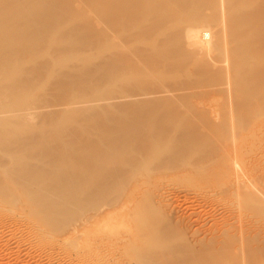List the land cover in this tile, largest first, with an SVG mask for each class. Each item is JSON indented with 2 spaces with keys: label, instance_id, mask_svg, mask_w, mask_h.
<instances>
[{
  "label": "rangeland",
  "instance_id": "obj_1",
  "mask_svg": "<svg viewBox=\"0 0 264 264\" xmlns=\"http://www.w3.org/2000/svg\"><path fill=\"white\" fill-rule=\"evenodd\" d=\"M47 5V12L36 17L31 12L37 8L28 3L22 6L25 9L22 16L0 19V40L38 34L46 39L79 37L81 43L73 52L79 61L65 60L64 66L55 65L56 71L42 75L44 79L35 84V88L10 97L8 111L0 114V118H6L13 112L31 113L28 118L20 119L22 131L0 133V157H4L0 161V264H264V116L253 119L252 124H242L234 133L230 129L208 132V136H203L207 142L201 140V144L189 149L181 143L184 138L181 133H165L163 153L161 149L159 152L149 149L150 153L144 151V155L139 152L138 143L146 136L139 131L135 136L127 133L133 138V145L119 151V145L110 147L102 141L113 139L119 135L117 132L122 134L130 126H133L131 131H135L139 117L148 112H142L141 105L165 94L122 97L123 82H101V86L91 85L89 89L84 88V92L73 89L79 101L95 96L100 97L99 101L69 106L54 104L64 91L59 84L65 79L69 82L88 79L89 72L95 76L103 74L109 53L117 50L107 44L111 37L183 34L189 26L194 38L192 44H186L188 49L201 54H224L237 38L249 32L250 27L242 18L251 13L255 5L239 0H215L204 5L201 14L192 18L186 16V12L167 6L108 0H69V3ZM13 68L12 65L6 70ZM225 86L218 88L228 87ZM227 95L204 94L193 100H199L200 106L206 107L207 121L218 125L224 124L230 100ZM150 130L147 138L154 141L158 136ZM29 138L46 139L50 143L43 141L42 145L51 152L63 150L62 153L73 158L87 157L96 149L95 145L111 156L94 167H80L82 165L72 159L61 173L67 175L56 178L50 173L43 175L48 182L44 183L45 187L54 179H61L63 187L69 186L66 176L70 177L75 173L71 170H75L82 171L88 180V191L97 186L99 189L103 184L118 189L98 199L91 193L81 194L80 201L70 206L83 210L80 209L73 220L63 223L62 210H55L63 198L51 197V201L46 202L34 199L31 191L45 187L40 183L27 184L19 174V166L9 160L10 156L25 157L39 152L42 145L37 142L32 146ZM232 153L238 156L232 157ZM30 163L32 168L45 165L53 171L52 167L35 159ZM24 170L31 171L26 166Z\"/></svg>",
  "mask_w": 264,
  "mask_h": 264
},
{
  "label": "bare ground",
  "instance_id": "obj_2",
  "mask_svg": "<svg viewBox=\"0 0 264 264\" xmlns=\"http://www.w3.org/2000/svg\"><path fill=\"white\" fill-rule=\"evenodd\" d=\"M108 1H113L117 3L167 6L170 7L171 9H178L182 12H186V16L192 18V17H197L199 14H201L202 12L201 9L203 8L204 5L213 3L215 0H108ZM239 1H242L244 3H253L255 5L253 6V10L251 11V13H249L248 15L242 18V22L247 23L250 29L246 35L244 34L245 36L244 35L241 36L242 37L241 39L237 38L236 41L230 46V48L228 47L225 50L226 53L214 54L212 52H208L201 54L196 50L188 49L186 47V44L187 43L192 44V39L194 38L193 37L194 31L188 28L189 26L185 27L183 34L165 33L160 35H149V36L111 37L110 39L107 40V44L117 47V50L116 51L113 50L109 53L107 62L105 63L102 69L103 74L101 75L100 73L99 75L95 76L96 74L89 72L88 79H80V80L73 79L70 82L67 79H65V82L60 83L59 87L60 88L61 86L64 87L63 90L66 93L63 91V93L60 94V100H58V103H54V104L55 105L67 104L69 106V105H73L74 103L79 104V102L81 103L83 102L86 104L90 102H95L100 98L99 96L98 97L95 96V98L84 99L83 101L77 100L76 96L74 95V93L76 92L73 93V89L83 91L84 88L89 89L91 85L94 84L99 85L101 82H105L106 84H109L111 82H123L125 85V89L122 92V97H133L138 95L141 96V94H146V95L147 94L156 95L162 93L165 94L166 96L164 95H162L161 97L157 96L156 100L141 105L143 107L142 112L146 113V110H148V112L146 115L139 117L137 121L139 122L138 123L139 126L136 122H134L137 124V127L135 125V131H131V128L133 126H130L128 127L129 130H127L126 132H122V134L120 132H117L119 135L117 134L118 136H115L113 139L102 141L103 144L108 145L110 147H116L119 145L117 147V151H119L121 148H124L125 146L127 147L133 145V138H129V136H127V133L131 132L128 135L135 136L138 135V131H139L141 135L146 136V139H143L142 138L143 136L142 137L140 136L141 139H143L139 141L140 144L138 143L137 140L138 147L139 145H141L139 152H141L142 154L144 153V151H148L150 153L152 149L158 150V152L160 149H161L160 151H162V149L164 151L165 149L163 147L166 145V143L163 137L165 133L172 134L171 132L174 131L181 133L182 136H184V138L182 137L184 141L182 140L181 143L184 144L186 149H189L190 146H195L197 143L201 144L200 143L201 140H205L204 139L205 134H207L208 136V132L213 133L218 131L219 133V131L221 132V130L227 131L228 129H230L231 132L234 133L236 132L235 129L241 128L242 124L244 126L248 124H252L253 119L255 120L256 118L264 116L263 113L264 112V0H239ZM56 2L69 3V0H0V19H10V17L22 16L23 11L25 10L23 9L22 6L28 3L33 4V7L37 8V10L31 12V14H34L33 16L36 17V15L39 13L47 12V10L45 9L46 7L49 6L47 4L56 3ZM5 23L6 22H4L2 25H5ZM46 38L47 37L43 35L33 34L27 36L6 37L3 40H0V43L8 42L7 44H3V45L0 44V114L8 111L7 109L9 103L8 99L10 97H16L20 93L28 91L29 88H35V84H39L40 81L44 79V77L42 78V75L50 73L51 71H56L55 65L56 66L59 65V67L60 66L62 67L64 66L63 64L65 60H70L74 62L75 60L78 59L76 54L73 52H75L79 44H81L80 42H78L79 37L59 38V39H46ZM119 46H120V50H118ZM12 65L15 66V68H13L11 71L8 72L6 69L8 67H11ZM224 85H227L228 87L225 86L227 88L219 89L220 88L219 86H224ZM112 86H118V85H112ZM218 93L228 94L227 96L229 97L228 99L230 100L227 106L228 109L225 108L227 109L226 110L227 113L224 114V124L222 122L221 124L213 125L210 124L211 122L209 123L207 121L206 114L209 112L206 111L207 110L205 109L206 107L200 106L199 104L200 102H198L199 100L197 101L196 99L195 100L193 99L200 98V96L204 94H218ZM212 111H214V109H212ZM13 113L6 118H0V133L22 131L23 126L21 124L22 122L20 121V119L28 118V116H30L31 114L29 112L14 113V114ZM212 114H214V112ZM14 121H16V123H14ZM150 128L154 129L153 132L156 134V136H158V138L154 141L148 140L147 138L148 135L146 133H148ZM244 128L246 129V127ZM252 131H254V129ZM218 133H215V135ZM187 135L188 137L186 138ZM165 137L167 138V136ZM43 141L50 143L46 139L32 140L31 138H29L28 143H30L32 146H35L37 142H39L42 145ZM84 141L87 140L85 139ZM205 141L207 142V140ZM95 148L96 149H94V151L85 158L80 156H74L73 158L70 157L71 155L69 154L62 153L63 150L58 152H51L49 148L42 145L39 152L37 151L34 153H29L25 155V157L13 156L11 158L10 156L9 160L10 162H12V160L16 162V165L19 166V168L21 169V172L19 174L22 176V179L26 180L27 184L38 183L39 185L40 183L45 187L44 183H48V182L44 180L45 178L43 177V175L45 174L47 176L49 173L54 174V177L57 175H63L61 173L66 171V169L63 168L67 167V165H69L68 161L70 162V160L72 159L75 160L76 164L82 165L80 167H83V165L87 167H94L96 163L101 161H106L111 157V156L109 157V154L107 152L105 151L102 152L101 150L97 149V145H95ZM95 153L98 155H96ZM100 153L102 154L99 155ZM233 156H238V155L233 154L232 157ZM146 157L147 156H144V158ZM209 157L211 158V156ZM3 158L0 157V161H3ZM219 158H221V156ZM224 158L225 157H223V159ZM33 159H35L37 162H42L45 163L46 165H49L50 167L53 168V171L51 172L50 170H48V167L45 165L42 167L38 166L37 168H32L30 160ZM128 161L129 160L127 159V162ZM25 166L28 169L30 168L31 171L26 172L24 170ZM259 166H261V164ZM90 170H92V168H90ZM71 171L72 172L74 171L75 173H73V175L71 174L70 177L69 175L66 176V178L67 177L69 178L68 180L69 186L63 187L64 184L62 186L61 179H54L52 181L50 180L49 184H47L45 188H40L38 190L34 188L33 191H31V193L34 194L33 198L38 199L39 202L51 201L52 199L51 197L63 198L62 203L58 205V207H56L55 209V210H62V214L64 215V219H65L63 223H67L73 220L74 217L77 216L78 212L81 211L80 209L82 208L80 207L77 210L70 206L71 204L76 205V203L80 201L78 199V196H81V194L91 193V195L94 194V196H96L97 198L98 196L99 197L105 196L109 192L111 193V191L118 189V187L114 185L103 184L102 186L99 187V189L97 186V188L93 187L88 191V184H87L88 180L86 181V179L83 177L82 171L81 172L80 171L76 172L75 170H71ZM90 181L91 180H89V182ZM127 182L130 181L128 180ZM121 185L123 184L121 183ZM93 203L96 204V202ZM92 208L94 209V207ZM102 209L103 208H101V210ZM72 229L74 230L73 227ZM233 254L235 253L233 252ZM230 255L232 254L230 253Z\"/></svg>",
  "mask_w": 264,
  "mask_h": 264
}]
</instances>
